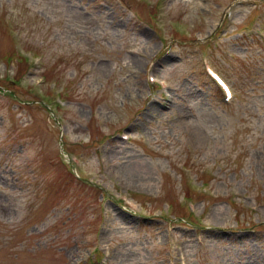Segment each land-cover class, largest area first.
Here are the masks:
<instances>
[{
  "label": "rangeland",
  "instance_id": "1",
  "mask_svg": "<svg viewBox=\"0 0 264 264\" xmlns=\"http://www.w3.org/2000/svg\"><path fill=\"white\" fill-rule=\"evenodd\" d=\"M0 264H264V0H0Z\"/></svg>",
  "mask_w": 264,
  "mask_h": 264
},
{
  "label": "bare ground",
  "instance_id": "2",
  "mask_svg": "<svg viewBox=\"0 0 264 264\" xmlns=\"http://www.w3.org/2000/svg\"><path fill=\"white\" fill-rule=\"evenodd\" d=\"M128 170H129V169H128ZM121 172H122V171H121ZM125 172L127 173V170H126V169H125ZM133 175H134V176H136V175L138 176V175H140V174H136V173H134ZM118 178H119V177H118ZM120 180L122 181V179H120ZM122 184H123L124 186H126V187H129L128 185L124 184L123 181H122ZM130 187L134 188L133 186H130ZM135 188H136V187H135ZM136 189H138V188H136Z\"/></svg>",
  "mask_w": 264,
  "mask_h": 264
}]
</instances>
